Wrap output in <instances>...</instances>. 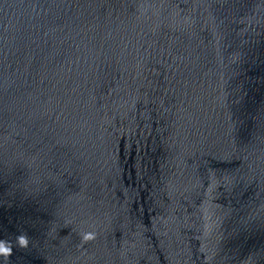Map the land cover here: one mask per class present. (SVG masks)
Returning a JSON list of instances; mask_svg holds the SVG:
<instances>
[{
  "label": "water",
  "instance_id": "obj_1",
  "mask_svg": "<svg viewBox=\"0 0 264 264\" xmlns=\"http://www.w3.org/2000/svg\"><path fill=\"white\" fill-rule=\"evenodd\" d=\"M0 240L264 264V0H0Z\"/></svg>",
  "mask_w": 264,
  "mask_h": 264
},
{
  "label": "clouds",
  "instance_id": "obj_2",
  "mask_svg": "<svg viewBox=\"0 0 264 264\" xmlns=\"http://www.w3.org/2000/svg\"><path fill=\"white\" fill-rule=\"evenodd\" d=\"M96 238L94 232H85L81 234L82 243H86ZM16 243L20 248H27L29 245V238L26 234L21 233L16 236ZM13 255V247L11 241L0 240V256H3L5 260H9Z\"/></svg>",
  "mask_w": 264,
  "mask_h": 264
}]
</instances>
